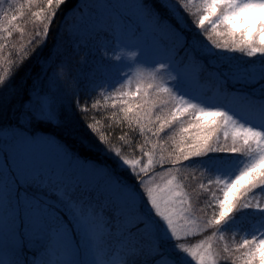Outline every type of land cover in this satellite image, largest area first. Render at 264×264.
Returning a JSON list of instances; mask_svg holds the SVG:
<instances>
[{"label": "snow or ice", "instance_id": "1", "mask_svg": "<svg viewBox=\"0 0 264 264\" xmlns=\"http://www.w3.org/2000/svg\"><path fill=\"white\" fill-rule=\"evenodd\" d=\"M65 2L0 0V90L6 89L9 94L14 91L11 80L29 58L23 44L18 49L22 53L19 59L5 55L9 38L14 31H21L15 22L24 14L25 7L46 5L32 12L43 24L46 37L55 16L53 6L59 8ZM99 7L92 4L74 33L77 46L93 42L94 48L102 49L101 61L96 65L99 76L93 74L90 78L85 95L81 97L75 87L63 90L62 84L69 80L75 84L80 74L71 76L63 61L51 68L53 58L49 57L42 66V74H48L51 68L47 89L37 88L34 81L28 99L22 104L17 129L23 135L13 137L8 155L11 167L4 163L0 169V209L3 210L0 264H112L106 258L104 245L114 233L124 247L119 264H190L191 261L218 264L220 252L212 241L217 236L223 240L240 213L254 216V220L251 231L244 230L245 238L234 249L233 264L236 261L264 264V203L260 202L264 196V84L250 93L235 87L264 80V61L258 67L233 66L230 62L234 58L222 54L264 57V0H161V7L179 28L162 19L143 0H133L131 9L138 25L127 35V43H122L124 34L117 21L90 17L89 13ZM185 13L193 18L192 24L199 30L191 42L181 31H190ZM142 31L156 38L151 49L135 44L137 34ZM157 33H161L158 39ZM35 35H40L39 30ZM198 35H203L208 44L197 39ZM103 38H110L111 48ZM189 45L192 55L188 54ZM203 57L210 58L207 64L213 69H223L216 72L224 85L218 91L230 96L247 114L227 105L209 104L187 91L192 82H199L205 65ZM220 61L229 64L225 67ZM229 83L233 85L231 89ZM99 97L104 98L103 104ZM109 101L115 123H126L133 131L138 128L144 136L147 147L141 145L140 151L147 162L130 158L111 145L96 126L99 120L89 122L94 117H89L88 112L106 107ZM75 113L82 114L80 119L86 129L79 143L89 151L95 149L105 156L111 153L116 158L115 168L82 156L56 137L28 132L24 126L40 130L63 128L67 135L74 136ZM175 128L177 133L162 138L168 129ZM88 134L97 142H91ZM37 137H46L63 150L68 162L65 168L48 171L37 162L34 151ZM169 140L174 146L171 149L167 147ZM157 151L159 159H156ZM228 156L242 159L229 160ZM190 161L215 176L208 180L212 195L206 203L218 211L205 222L192 218L185 207L188 196L182 194L183 184L177 176L163 186H153L154 178H146L157 164L163 167L171 163L179 171L180 167H193ZM83 167L96 179L94 186L79 180L72 171ZM125 171L143 189V196L118 174ZM208 228L216 230L195 246L182 242L181 232L186 238ZM232 231L239 233L241 229ZM70 232L80 237L78 245L70 240ZM223 251L230 253L232 249L225 245ZM82 252L91 258L76 259Z\"/></svg>", "mask_w": 264, "mask_h": 264}, {"label": "rangeland", "instance_id": "2", "mask_svg": "<svg viewBox=\"0 0 264 264\" xmlns=\"http://www.w3.org/2000/svg\"><path fill=\"white\" fill-rule=\"evenodd\" d=\"M20 2L23 3V0H20ZM143 2L151 5L160 14L162 19L165 18L166 20H169V22L175 27L176 26L180 27L176 23V21L169 16L167 10L161 7V0H143ZM93 3L100 5V7L96 11L90 12L89 13L90 17L92 19L99 17L104 20L111 18L117 21L119 28L124 34V39H122V43H127V35L133 33L138 25V21L135 15L133 14V10L131 9L133 0H79L78 3H76L75 5L76 8L73 9L74 11L66 13V15L63 17L57 29L55 28V31H52L53 34L51 32H48L47 36L45 37L47 44H49L48 53L46 54V57L43 58V60L39 61V65H38L39 70L36 71V73L33 75V78L30 79L29 83L25 84L24 87L25 93L31 92L34 81L36 82L37 88H40V83L46 84L47 87V80H45V78L47 79L48 75H50L51 68H55L56 65L58 64V61L57 60L55 61L56 57L58 58V60H60L59 57L60 54H57L56 51L58 50V48L66 44L64 42L67 39H68L67 45L70 46L71 44V49H70L71 53L68 56L66 55L67 58L69 57L68 62L66 64L70 69V74L73 77H77L78 73L80 74L75 83L76 89L78 91L82 89L83 92H86L87 84L90 78L93 76V74H95L98 78L99 74L96 72V65L97 62L101 61L102 49L94 48L93 42H89L87 44H80L79 46H77V42L74 39V33L81 23L82 16L88 13ZM6 6L7 3H5V7ZM37 7L38 6H33L29 8L28 6H26L24 9V14L28 13L29 16H31L32 12L37 11ZM24 14L20 16L21 18L20 20L18 19L16 21V23L20 25V27L22 28L21 31L19 32L14 31L15 35H13L14 38L16 37V39L21 38L24 40L23 42L17 43V46L15 47L21 46V44H23L24 47L28 46L27 44H29L30 42L29 43L27 42L30 41L34 36L36 37L35 33L37 30L40 31L41 25L34 19L30 20L29 17H26ZM184 16L187 22L188 29H190V31L185 30L187 31L186 36L189 38V42H191L193 34L199 33V30L195 29L194 25L192 24L193 18L191 16H189L186 13L184 14ZM87 22L88 21H85L84 23ZM182 31L185 32L183 29ZM62 33L64 34L63 35L64 37H61ZM159 35H161V33H157V39ZM13 36L9 39L11 40ZM196 38L203 41L204 44H208V41L205 39L203 35H198ZM99 39L100 38L97 39V42L99 41ZM103 39L105 41L106 46L111 48L112 45L109 42L110 38H103ZM155 40L156 38L152 36L149 32L142 31L137 34L135 39V44L144 49H151L155 43ZM186 47H188V49L192 52L190 45ZM197 53L195 54L197 55ZM188 54L190 55L191 53ZM222 54L231 55L234 58L230 62L233 66L254 64L258 67L259 64L262 61H264V57H261L259 54L251 58L245 57L241 53L225 52ZM49 57H52L53 61L51 68L49 69V74L45 76L46 74H42V66L44 62L49 59ZM203 59L207 60L205 57H203ZM63 62H66V59ZM104 63H108V61H104ZM218 63L224 65L225 67H227L229 64V62L227 61H220ZM219 69L222 68L219 67ZM205 70H206L205 67H203L200 73L199 82H192L190 87L187 89V91H189L193 95H195L199 91L206 92L205 95L207 96L205 98H199L200 100L205 101L209 104L227 105L230 108H233L235 110L243 112L244 114H247L246 109H243L241 106L233 103L231 97L221 94V92L218 91V89H220L219 87L211 86L210 80H208L209 78L207 79L205 76H203ZM165 78H167L166 75ZM133 79H135V77H133ZM214 80L220 82L219 80H217V78H214ZM261 84H264V80L259 81L258 84L236 85L235 87L244 88L252 92L253 88L258 89ZM99 98L100 100H103L102 97ZM15 124L16 122L12 126H9V128L0 131V169H3L4 163H7L9 165V168L11 167V161L8 160V155L11 154V145L13 143V137L23 135L18 131ZM37 136H43V134L39 133ZM56 138L66 143L73 150H78L73 145H70L69 142L65 141V139L62 138V136H60V138L59 137ZM34 151L37 162L48 171L60 170L67 166L68 162L63 157V150L58 145H56L54 141H49L48 138L46 137H37ZM102 158L104 159L105 156H102ZM228 159L232 160V159H242V158L228 156ZM189 163H192L194 166L191 168L180 167L179 171L173 168V166L172 167L169 166L168 168L167 166H164L165 170H161L159 168V171L155 172L154 175L152 174V176L150 175L146 178L147 179L154 178L153 186H155L156 184L163 186V184H165L167 180L172 179L173 176H177L179 178V182L183 184L182 194H187L188 196L189 203L185 204V207L190 210L192 218L196 219L198 222H205L212 218L214 211H218V209H213L212 207H209L207 204L205 207H202L204 200L208 201L212 195L211 191L208 190L209 187L208 180L210 178L215 179V176H210L209 173L205 172L203 169H200L195 161H190ZM169 169H172V171L168 172ZM72 171L76 174L79 180H82L83 182L87 184H91L93 186L95 185L96 179L93 178V176L87 170V167L73 168ZM162 173H167V175L162 176L161 175ZM129 184L134 185L137 191L140 192L142 196L144 195L143 189L140 188L139 185H137L136 183L134 184L132 182ZM199 187H203V188H199ZM210 187L214 189L215 185H211ZM217 195H219V193H217ZM144 199L146 201V196H144ZM260 202L264 203V196H261ZM2 219H3V210L0 209V239H3ZM253 220H254V216H250L247 213H240L238 214L237 220L234 221L229 226V230L228 232L225 233L223 240H221L219 236L213 239L212 243L214 247L220 252L218 264H233V260L236 255L234 249L238 245V243L243 238H245L244 230H248L249 232L251 231ZM181 223H183V221H181ZM232 229H241V231L239 233H233ZM215 230H216L215 228H208L198 235H194L186 238L184 237L183 232H181L180 235L182 237L183 243L189 246H195L201 240H204L207 236H210L212 232ZM69 238L74 245H78L80 242V237L75 233L70 232ZM225 245H227L230 249H232V252L225 253L223 251ZM104 251L106 258L109 261H112V264H119L120 253L124 251V247H123V242H120L118 240V234L114 233L105 242ZM181 255L184 254L181 253ZM0 257H2V254H0ZM75 258L78 260H84V259H90L91 257L88 253L82 252ZM186 258L190 260V258L188 257ZM190 264H195V262L191 261ZM236 264H240V262L236 261Z\"/></svg>", "mask_w": 264, "mask_h": 264}, {"label": "trees", "instance_id": "3", "mask_svg": "<svg viewBox=\"0 0 264 264\" xmlns=\"http://www.w3.org/2000/svg\"><path fill=\"white\" fill-rule=\"evenodd\" d=\"M78 1L79 0H66V2L62 5H60L59 8H55V6H53L55 9V16L53 17V19L51 21L48 32L52 33V31H55V28L57 29V27L60 25L63 17L66 15V13L74 11L73 9L76 8L75 5H76V3H78ZM36 6H38L37 11H40L41 7H44L46 5L38 4ZM24 15L26 17H29L30 20H33V19L36 20L41 25L40 31H39L40 35L39 36L36 35V37L34 36L30 41L27 42V43L30 42L29 44H27L28 46L24 47V50L29 55V58L24 61L23 66L19 69V71L16 72L15 76L11 80V87L14 91L9 94L6 89L0 90V129L9 128V126H12L15 122H16L15 126L17 127V123H18V120L20 118V114L23 112L22 104L24 101H26L28 99V96H29L28 95L29 93H25V88H24L25 84H28L30 79L33 78V75L36 73V71L39 70V68H38L39 67L38 66L39 61L43 60V58H45L46 54L48 53L49 44H47L44 33H43V24H41L40 21H38L34 16H32V15L29 16L28 13H25ZM18 19L20 20L21 18L19 17ZM163 19L166 20L165 18H163ZM18 26L20 29H22L20 27V25H18ZM176 27L179 28L178 26H176ZM181 31H182V29H181ZM13 35H15L14 32H13ZM63 35L64 34L62 33L61 37H64ZM184 35L185 36L187 35V31L184 32ZM67 36H68V34H67ZM23 40L24 39H21V38L16 39V37L14 38V36H13V38L10 40L9 45L6 48L5 55H10L11 59H19L20 55H22V53L18 52V49L20 48V46L13 48L12 45L17 46V43L23 42ZM58 41H60V40H58ZM64 43H66V44L64 46H61L60 48H58V50L56 51L57 54H60L59 55L60 60H58L57 57L55 59V61L57 60L58 63H60L61 61H64L65 59H66L65 63H67L68 58H69V57L67 58V56L71 53V51H70L71 44H70V46L67 45L68 39ZM188 53H191L190 55L193 54L190 50ZM196 56L198 59L200 58L198 53ZM205 58L207 60L210 59L207 57H205ZM207 60L204 59V61H205L204 67L206 69L205 70L206 74L203 72L204 73L203 76H205L207 79L209 78L208 80H210L212 87L217 86L220 89H222L224 87L223 83L217 82L214 80V78H217L216 72L222 71V69H219V67L213 69L211 65L207 64ZM48 74H49V72H48ZM48 74H46L45 76H47ZM45 80H47V79L45 78ZM62 87L64 88L65 91H70L74 87L76 88V84H73V82L71 80H69L67 83L62 84ZM228 87H229V89H231L233 87V85L231 83H229ZM40 88L47 89L46 84L40 83ZM237 89L240 91H243V92H248V93L251 92V91L244 89V88H237ZM85 93L86 92H83L82 89H80L79 94L81 95V97H83L85 95ZM205 94H206V92L199 91L195 94V96H198L199 98H205L207 96ZM5 97H7V99H5ZM228 97H230V96H228ZM101 103L103 104V100H101ZM112 112H113V109L111 107V101H109V103L107 104L106 107H101L99 109H93V110H90L88 112L89 117H94V119L90 120L89 122L95 123L96 120H99L100 123L97 124L96 126L99 128V130L102 134H105L107 136L109 143L111 145H114L115 147L120 148L122 153L124 155H128L130 158H139V159H142L143 162H147V158L143 157V154L140 151V146L145 145L144 136L140 135L138 128L133 131L132 129L128 128L126 123L123 125L116 124L115 123L116 117L112 116ZM81 115H82L81 113H75V121H76L77 127L75 130L74 136L67 135L63 128L46 127L44 130H40L37 128H29L26 125H25V127L27 128L28 132H35L36 135L41 133L43 135L52 136V137H59L60 138V136H62V138H64L65 141L69 142L70 145H73L74 147H76L78 150H75V151H78L82 156H85L91 160H96V161H101V162L107 163L110 167L115 168L116 158L111 153H109L108 156H105L101 152H99L95 149L92 151H89L83 145H81L79 143V137L86 134V129L84 128V121L80 119ZM0 131H2V130H0ZM177 132H178V128L168 129L167 135L162 134V138L167 139L168 136H171ZM122 136L124 137V139H120V137H122ZM88 139L93 143L97 142L96 138L91 136V134H88ZM152 139L156 140L157 138L153 137ZM160 142H162V140ZM145 146L147 147V145H145ZM99 147L102 148L104 146L100 145ZM167 147L169 149L174 147L172 145L171 140L168 141ZM101 155L105 156V158L103 159ZM165 155L167 156L168 153L166 152ZM156 159H159V152L158 151H157ZM164 166H167V168H168L169 166L172 167V164L167 163V164H164L163 167H161V166H159V164H157L152 169V171L149 172L148 176H150V175L152 176V174L154 175L155 172L159 171V168L161 170H165ZM119 174L122 175L127 180L128 183H131V182L134 184L136 183L135 178L132 175H130L127 171L119 172ZM199 188H203V187H199ZM204 193H205V190H204ZM206 201L207 200H204L202 207L206 206V204H207ZM200 210H201V208H200ZM70 227L71 226L69 225V228ZM117 251H118V248H117ZM0 254H2V253H0ZM29 258H31L30 254H29Z\"/></svg>", "mask_w": 264, "mask_h": 264}]
</instances>
